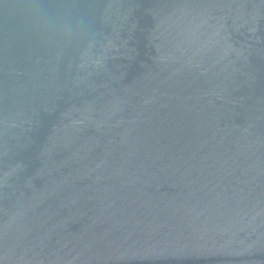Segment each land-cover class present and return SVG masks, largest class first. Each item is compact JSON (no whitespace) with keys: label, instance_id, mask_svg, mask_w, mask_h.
Listing matches in <instances>:
<instances>
[{"label":"water","instance_id":"obj_1","mask_svg":"<svg viewBox=\"0 0 264 264\" xmlns=\"http://www.w3.org/2000/svg\"><path fill=\"white\" fill-rule=\"evenodd\" d=\"M0 264H264V0H0Z\"/></svg>","mask_w":264,"mask_h":264}]
</instances>
